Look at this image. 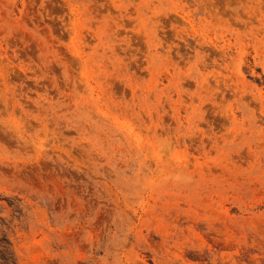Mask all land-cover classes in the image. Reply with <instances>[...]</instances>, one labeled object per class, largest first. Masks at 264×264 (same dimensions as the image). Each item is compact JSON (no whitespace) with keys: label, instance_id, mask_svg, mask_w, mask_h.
Masks as SVG:
<instances>
[{"label":"rangeland","instance_id":"rangeland-1","mask_svg":"<svg viewBox=\"0 0 264 264\" xmlns=\"http://www.w3.org/2000/svg\"><path fill=\"white\" fill-rule=\"evenodd\" d=\"M0 264H264V0H0Z\"/></svg>","mask_w":264,"mask_h":264}]
</instances>
